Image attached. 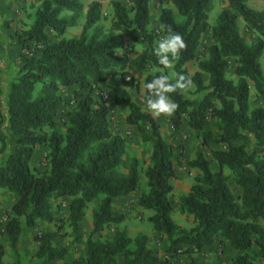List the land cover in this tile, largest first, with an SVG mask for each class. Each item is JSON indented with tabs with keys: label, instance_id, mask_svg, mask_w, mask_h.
Here are the masks:
<instances>
[{
	"label": "trees",
	"instance_id": "trees-1",
	"mask_svg": "<svg viewBox=\"0 0 264 264\" xmlns=\"http://www.w3.org/2000/svg\"><path fill=\"white\" fill-rule=\"evenodd\" d=\"M36 1L30 25L14 35L15 45L23 48L31 44L34 53L19 55L18 69L8 84L4 116L0 107V154L6 148L1 135L4 129L11 141L10 151L0 164V190L13 196L0 234L6 237L11 251L16 254L23 229L53 221L51 200H70L67 218L75 230L87 204L99 198L90 211V230L82 255L70 264H116L118 259L122 264H162L148 248L145 235L130 238L118 229L124 217L112 208L113 200L135 191L141 174L145 190L139 194L137 205L151 212L146 222L154 234L166 240L168 253H184L189 257L187 264H195L191 255L201 253L217 238L236 253L230 264L264 260V227L260 223H264V110L249 107L250 84L264 102L259 65L264 49V10L249 8L246 0H224L225 6L210 26L207 20L212 0H154L162 37L170 26L187 44L174 71L188 75L185 65L195 61L196 70L190 76L192 95L202 93L193 99L180 92L170 94L179 108L169 122L175 129L183 125L195 132L200 147L222 146L210 152L217 171L210 170L200 151L186 162L197 175L187 194L179 198L180 208L193 223L185 230L170 216L173 204L168 196L175 177L172 147L160 135L158 123L130 100L127 91L134 87L131 73L148 66L156 69L144 75L142 88L161 72L168 74L153 52L151 0H128V5L118 0H86L84 11L82 0ZM103 2H108L111 10L107 28L99 24ZM82 16L78 35L62 37L67 29L78 26ZM238 20L246 33L255 36L252 43L247 44L240 36ZM205 33L211 39L207 57L197 60L195 53ZM135 46L140 52L129 59ZM229 61L234 81L225 77ZM113 69L119 73L120 84L112 86L111 102L127 110L124 123L137 129L141 141L150 143L148 164L141 170L137 160L130 158L126 172L118 171L125 150L123 138L110 131L107 106L90 94ZM69 87L86 90L87 95L79 97L66 114L61 131L54 117L64 104L61 91ZM145 95L143 88V101ZM208 118L217 123L215 136L203 130ZM249 141L252 149L248 152L245 143ZM36 147L45 150V168L40 172L31 166ZM223 169L239 190L238 197L231 193ZM108 227L112 229L109 239L94 237ZM55 237V232L33 235V256L39 264H50L67 253L52 246ZM2 257L0 243V264H5Z\"/></svg>",
	"mask_w": 264,
	"mask_h": 264
},
{
	"label": "rangeland",
	"instance_id": "rangeland-1",
	"mask_svg": "<svg viewBox=\"0 0 264 264\" xmlns=\"http://www.w3.org/2000/svg\"><path fill=\"white\" fill-rule=\"evenodd\" d=\"M125 5H128V0H118ZM18 2L25 3L24 5H20L15 9V11H19V14H13L17 16L16 24L14 26L13 31L8 33V37L10 40L6 41L4 44L0 45V83L4 85V82H8L15 75L18 66H19V55H32L34 53L33 46L31 44L26 45L23 48L15 45L14 43V35L15 33L21 31L22 29H26L31 21H32V13L36 8L38 2L36 0H18ZM88 1L82 0L83 11L85 10V6ZM155 1L151 0L149 4V16L150 23L149 29L154 35V43L153 48L156 47L157 41L162 38V35L157 26L156 18L158 15V9L155 6ZM246 4L249 8L253 10H264V0H246ZM19 4H17L18 6ZM225 6L224 0H212V9L208 14V24L211 26L214 23V20L219 13V11ZM168 8L170 6L167 5ZM14 11V12H15ZM11 16V15H10ZM9 16V17H10ZM19 17V18H18ZM111 17L110 5L108 2L102 3L101 9V19L99 20V24L103 28H107L109 24V20ZM83 22V16L80 18L78 26L75 28L67 29L62 37L70 38L77 36L80 32V28ZM9 22L2 21L0 23V28L8 27ZM237 27L240 36L244 39L247 44H250L255 39V36L252 34L246 33L244 26L240 20L237 21ZM1 31V30H0ZM49 35L50 41H54V38L51 36L50 31H47ZM211 39L207 33L203 34L200 40L199 47L196 50L195 56L197 60H203L207 57V47L210 45ZM140 52V47L135 46L134 52L128 55L129 59L134 58ZM194 62L187 63L185 65L186 72L189 76L193 74L196 70V65ZM260 70H261V80L264 84V49L262 51V56L259 60ZM231 66L232 62L229 61V66L226 68L225 77L227 79H231L234 81L231 74ZM156 69L148 66L144 71L139 73H131L132 80L134 83V87L131 89H127L130 100L136 103L142 112L148 113L159 125V133L160 135L170 143L172 147V154L175 164V177L170 181L172 185V191L169 194L168 198L173 204V209L171 212V219L175 225H177L180 229H189L192 227V218L191 216L186 215L179 206V198L186 195L189 187L193 183V177L197 175V172L194 170H190L186 166V162L194 157V154L198 151L202 152L205 159L208 161L209 168L211 171H217V166L211 160L210 152L214 149L221 148L220 145L209 144L206 147H200L199 136L185 126L181 125L178 128H173L169 122V117L160 116L158 118H154L149 112L146 111L145 103L141 98L142 93V82L144 75L146 73L154 72ZM168 74H171L170 69H167ZM205 79V77H203ZM120 84L119 73L117 70H109L107 72L106 81L95 88L90 94L94 97V99L100 103H104L107 106V119L109 123V129L113 134H118L123 138L124 141V154L122 157V161L120 166L118 167V171L120 173L126 172V167L128 165L130 158H135L138 162V169H144L148 164V156L150 153V143L143 142L140 139L139 133L136 128L127 126L124 123V119L127 115V110L123 107H113L111 102V88L114 84ZM193 87L188 90L186 93H183L184 96L188 99L199 98L201 94L192 95ZM250 100L249 107H261L264 110V102L256 97L254 90L250 84L249 88ZM67 95L71 96L72 99H69L67 102L68 109L75 105V102L79 97H83L87 95V91H82L79 95L77 93H67ZM0 107L2 109L3 114H5L4 106L2 104V98H0ZM66 117L63 114V108L56 117V122L58 124L59 129L62 131L65 126ZM205 126L203 128L204 131H209L213 134V136L217 135V123L214 119H206ZM149 134L150 131L146 130ZM2 137L6 141L5 152L8 153L11 148V141L8 133L5 129L1 132ZM232 145L239 144V142H232ZM245 148L249 152L252 149L251 141L245 143ZM4 152V153H5ZM45 152H41L38 155L34 156L32 159L31 166L35 168L37 171H42L45 168L44 161ZM222 173L227 176V185L233 194L234 197H238L239 190L232 184L231 177L227 170L223 169ZM145 190L144 186V178L140 174L138 177V182L135 191L130 193L128 199H115L112 201V208L118 212H120L124 221L119 224L118 229H122L125 231L126 235L130 238H133L137 234H143L147 237V246L153 252V254L158 258L162 264H187L188 256L184 253H168L167 243L163 237L157 236L151 231V227L149 223L146 222L147 214H151L150 211L143 210L137 205V199L141 192ZM13 196L8 194L7 192L0 190V207H2L3 213L0 215V226L2 223L6 221V209L12 203ZM99 198L94 200L93 202L87 204L86 213H88L92 208L96 206ZM69 199L61 198V199H53L51 200V209L53 214V221L41 227H38L34 231H25L20 237V242H18L16 247V254H14L11 249L8 247L7 242L4 241L3 235L0 234V242L3 247V257L2 262L5 264H10L15 261L18 264H39L34 258V252L36 250V244L33 242L32 237L34 234L41 232H55L56 237L52 240V246L56 248H64L66 250V254L60 260H56L51 262L50 264H70L72 259H75L82 255V248L84 240L87 237V234L90 230L89 221L87 216L81 218L75 230H73L72 226L69 224V220L67 218V205ZM3 220V221H1ZM263 224V222H260ZM2 227H0V230ZM32 232V233H31ZM112 229L105 228L97 235L95 238L100 240H107L111 237ZM181 251L184 250V247H179ZM236 253L229 251L228 249H224L222 246V241H218L215 239L214 245L207 249L205 248L201 253L195 254L193 261L195 264H230L231 259L235 256ZM120 259H118L119 261ZM117 264V263H116ZM255 264H264V260H256Z\"/></svg>",
	"mask_w": 264,
	"mask_h": 264
},
{
	"label": "clouds",
	"instance_id": "clouds-1",
	"mask_svg": "<svg viewBox=\"0 0 264 264\" xmlns=\"http://www.w3.org/2000/svg\"><path fill=\"white\" fill-rule=\"evenodd\" d=\"M187 44L184 37L174 32L171 27L167 28L166 35L160 38L153 52L159 65L163 69H173L171 74H164L153 78L150 82L143 84L146 90L144 103L146 111L154 118L160 116H172L179 105L171 98L170 94L180 92L186 93L193 87L190 76L174 71L175 62L179 60L182 51L186 50Z\"/></svg>",
	"mask_w": 264,
	"mask_h": 264
},
{
	"label": "crops",
	"instance_id": "crops-1",
	"mask_svg": "<svg viewBox=\"0 0 264 264\" xmlns=\"http://www.w3.org/2000/svg\"><path fill=\"white\" fill-rule=\"evenodd\" d=\"M26 1V0H25ZM17 4H19L17 6ZM25 3L23 2H18L17 0H0V23L2 21H6V22H9V25L8 27H4V28H0V45H2V43L4 44L6 41L10 40L9 37H8V33H10L11 31H13L14 29V26L16 24V20H17V16L16 15H13V14H19V11H15V9L17 8L18 10V7H20V5H24ZM15 11V12H14ZM11 15V16H10ZM10 16V17H9ZM19 18V17H18ZM11 80V79H10ZM10 80L8 82H4V85H2L0 83V98H2V104L4 106V111H5V101H6V94H7V91H8V84L10 82ZM77 93L78 95L81 93L80 91L78 90H74L72 87H69V88H65L61 91V96L62 98L64 99V104L62 105V108H63V114L64 116H66V114H68L70 112V110L72 109L67 107V102L69 99H72L71 96L67 95V93ZM113 107H119V106H116V105H112ZM2 110V109H1ZM3 113V112H2ZM4 116V114H3ZM68 116V115H67ZM56 117H54V119L56 120ZM41 152H45V150L42 148V147H36L35 150H34V154L31 158V161L33 159L34 156L38 155L39 153ZM8 153H2L0 154V164L1 162L5 159L6 155ZM32 163V162H31ZM130 194H128L127 196L121 198V199H128ZM120 200V199H119ZM70 201V200H69ZM114 201V200H113ZM69 203V202H68ZM12 204V203H11ZM11 204L8 206V208L6 209V216L5 218H7L9 216V209H10V206ZM91 211V210H90ZM90 211L88 213H86V209L84 210V215L82 218L86 217L87 216V219L89 221V226H90ZM3 213L2 211V207H0V215ZM148 216H150L151 214H147ZM0 219H1V216H0ZM80 220V219H79ZM3 221V220H1ZM43 225H46V223H42V222H38L36 224V226L34 228H29V229H23L21 231V235L20 237L22 236V234L24 233V230L25 231H34L36 230L38 227H41ZM263 227H264V223L261 224ZM2 226H3V223H2ZM0 226V227H2ZM32 233V232H31ZM3 238L5 239L4 241H6V237L3 235ZM7 242V241H6ZM19 242H20V238H19ZM1 243V242H0ZM2 245V243H1ZM214 245V243L207 247V249L211 248L212 246ZM222 246L224 249H228L229 251H232L229 246L227 245V243L225 241H222ZM234 252V251H232ZM235 253V252H234ZM236 255V254H235ZM195 254L191 255L192 258H194ZM117 264H122V262L119 260H117Z\"/></svg>",
	"mask_w": 264,
	"mask_h": 264
},
{
	"label": "built area",
	"instance_id": "built-area-1",
	"mask_svg": "<svg viewBox=\"0 0 264 264\" xmlns=\"http://www.w3.org/2000/svg\"><path fill=\"white\" fill-rule=\"evenodd\" d=\"M127 80V79H126Z\"/></svg>",
	"mask_w": 264,
	"mask_h": 264
}]
</instances>
